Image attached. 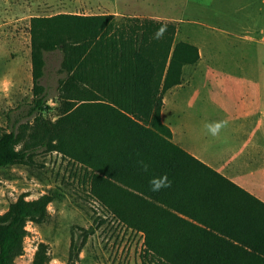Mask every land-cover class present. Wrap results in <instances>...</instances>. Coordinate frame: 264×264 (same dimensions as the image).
Instances as JSON below:
<instances>
[{"label":"trees","instance_id":"1","mask_svg":"<svg viewBox=\"0 0 264 264\" xmlns=\"http://www.w3.org/2000/svg\"><path fill=\"white\" fill-rule=\"evenodd\" d=\"M175 32L173 23L113 14L32 16L33 96L9 129L0 126V167L28 164L39 152L62 153L80 165L89 196L144 234L151 261L264 264V201L175 143L162 121L164 91L191 63L178 58ZM55 52L64 74L58 88L84 84L92 92L45 123L38 120L49 107L43 79ZM165 175L170 186L153 192L149 180ZM186 193L194 199L179 197ZM53 199L51 192L21 194L0 213V264H16L27 224L46 222ZM79 249L72 240L70 256ZM50 260L48 245L39 243L32 264Z\"/></svg>","mask_w":264,"mask_h":264},{"label":"rangeland","instance_id":"2","mask_svg":"<svg viewBox=\"0 0 264 264\" xmlns=\"http://www.w3.org/2000/svg\"><path fill=\"white\" fill-rule=\"evenodd\" d=\"M70 12L114 13L118 20L136 17L175 24L178 58L191 63L182 66L181 82L164 91L163 101L167 94H207L210 88L219 98L225 86L209 85L207 79L229 73L224 62L240 61L259 64L260 68L245 71L260 80L264 99V0H0V126L5 129L33 96L31 17ZM60 62L61 53L48 54L43 80L49 107L38 116L45 123L92 92L84 84L61 91ZM82 177L80 165L57 151L39 152L28 164L0 167V213L21 194L28 199L54 194L48 220L27 224L24 250L16 264H32L41 242L48 245L50 264H67L69 259L72 264H161L145 257L142 232L122 223L89 196ZM72 240L80 249L70 256Z\"/></svg>","mask_w":264,"mask_h":264},{"label":"crops","instance_id":"3","mask_svg":"<svg viewBox=\"0 0 264 264\" xmlns=\"http://www.w3.org/2000/svg\"><path fill=\"white\" fill-rule=\"evenodd\" d=\"M223 65L230 69L229 73L207 79L209 85L225 86L219 98L215 88L207 94H167L162 121L170 127L175 143L264 201L262 84L245 71L260 66L257 62L242 61ZM208 122L222 123L217 136L207 133L204 125ZM183 196L191 199L193 194L179 195Z\"/></svg>","mask_w":264,"mask_h":264},{"label":"clouds","instance_id":"4","mask_svg":"<svg viewBox=\"0 0 264 264\" xmlns=\"http://www.w3.org/2000/svg\"><path fill=\"white\" fill-rule=\"evenodd\" d=\"M163 35V29L157 30L156 33V38H159L160 36ZM222 123L221 122H208L205 123L204 128L207 130V133L213 137L217 136L222 128ZM145 167H147L145 165ZM149 185L151 187V190L153 192H158L162 188H166L170 186V182L168 181L166 175L165 176H160V177H152L149 180Z\"/></svg>","mask_w":264,"mask_h":264}]
</instances>
